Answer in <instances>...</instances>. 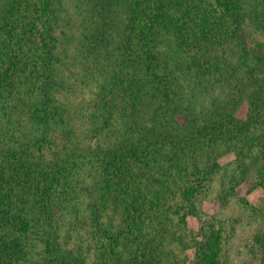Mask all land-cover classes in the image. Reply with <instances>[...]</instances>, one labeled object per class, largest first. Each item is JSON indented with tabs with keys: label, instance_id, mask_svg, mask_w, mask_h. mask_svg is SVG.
Returning a JSON list of instances; mask_svg holds the SVG:
<instances>
[{
	"label": "trees",
	"instance_id": "trees-1",
	"mask_svg": "<svg viewBox=\"0 0 264 264\" xmlns=\"http://www.w3.org/2000/svg\"><path fill=\"white\" fill-rule=\"evenodd\" d=\"M245 6L124 0V29L90 34L95 84L82 135L60 99L55 0H0V264L30 259L32 222L44 226V264H178L174 249L188 242L192 264H227L222 223L193 233L187 216H199L216 175L236 186L253 173L264 189V14ZM108 38L117 54L105 51ZM46 150L60 157L48 162ZM230 150L239 174L218 162ZM53 206L63 232L75 230L67 239L45 214ZM251 209L264 264V209Z\"/></svg>",
	"mask_w": 264,
	"mask_h": 264
},
{
	"label": "rangeland",
	"instance_id": "rangeland-1",
	"mask_svg": "<svg viewBox=\"0 0 264 264\" xmlns=\"http://www.w3.org/2000/svg\"><path fill=\"white\" fill-rule=\"evenodd\" d=\"M55 0V7L58 11V22L55 25L56 36L58 37V54L60 62L56 64L59 68L60 79L63 88L60 93L61 101L66 102L69 107V112L74 118V126L77 132L85 135L88 127V111L91 107V93L90 90L94 88L95 76L90 75L95 71L94 61L91 58H86L87 49L90 44V34H93L96 28L103 26V28H110L113 31L117 29H124L125 26V9L119 12L124 0ZM130 3L131 0H125ZM251 5V9L262 8L264 14V0H247ZM259 5V6H258ZM127 7V6H126ZM112 12L113 15H110ZM253 22L259 21L262 17L250 15ZM254 19V20H253ZM101 37V35L99 36ZM112 39L108 38V51H117L116 42L111 44ZM105 41V39H104ZM105 43V42H104ZM167 44V43H166ZM232 45H235L232 43ZM215 50L210 53L214 59L218 60L219 55H223L222 48L218 44H213ZM232 50L238 51L236 46L227 50L230 54ZM219 54V55H218ZM235 58H230L229 61L235 62ZM236 63V62H235ZM95 90V89H94ZM236 115L240 119H246L247 103L245 99L239 101ZM88 114V115H87ZM81 130V131H80ZM89 140L94 141V138ZM10 146L15 144L10 143ZM61 146V139L57 137L52 145L53 150ZM239 147V145H237ZM240 148V147H239ZM46 158L48 162H52L55 156L60 157L59 152L46 150ZM218 162L220 166L228 174L232 171L240 173V161L235 156V151L230 150L223 153ZM212 181L209 194L200 199L198 208L200 214L196 216H187L188 232H197L201 223L214 222L216 225L222 223L224 228V235L226 236V243L224 249L226 251L227 264H261L262 249L252 247L255 242V233L261 227L262 221L251 211V206L257 209H264V189L258 186L255 182L253 173L242 175L238 177L239 182L236 186L232 185L228 177H223L224 185L221 186L222 177L216 175ZM27 199H25L26 201ZM28 212L33 213L34 216L40 217L38 207L31 208L27 203ZM43 210V209H41ZM61 211V210H60ZM59 209L53 206L50 212H46L47 216L50 214L53 217V225L57 228V233L60 235V240L67 239L66 236L75 234V230L70 229L68 232H63L62 218L60 219ZM44 213V212H41ZM29 214V213H28ZM35 218V217H34ZM255 218V219H254ZM41 220V219H40ZM39 220V221H40ZM219 222V223H218ZM259 222V223H258ZM44 233V226L32 222L30 231L27 233L26 239L29 240L31 249L28 258L21 264H44L41 261L44 251V244L42 241ZM191 242H188L185 247L177 246L174 253L179 256L178 264H192L194 258V248ZM183 255L186 256L184 262L181 261ZM35 261V263H34ZM181 261V262H180ZM41 262V263H40Z\"/></svg>",
	"mask_w": 264,
	"mask_h": 264
}]
</instances>
